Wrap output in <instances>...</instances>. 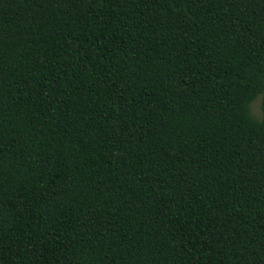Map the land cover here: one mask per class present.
<instances>
[{"label":"trees","instance_id":"obj_1","mask_svg":"<svg viewBox=\"0 0 264 264\" xmlns=\"http://www.w3.org/2000/svg\"><path fill=\"white\" fill-rule=\"evenodd\" d=\"M0 264H264V0H0Z\"/></svg>","mask_w":264,"mask_h":264},{"label":"rangeland","instance_id":"obj_2","mask_svg":"<svg viewBox=\"0 0 264 264\" xmlns=\"http://www.w3.org/2000/svg\"><path fill=\"white\" fill-rule=\"evenodd\" d=\"M250 113L255 118H259L260 117L259 98L251 103V105H250Z\"/></svg>","mask_w":264,"mask_h":264}]
</instances>
